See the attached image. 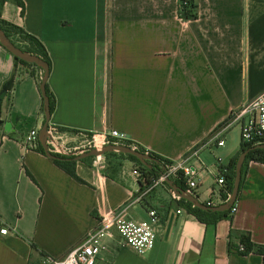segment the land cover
Listing matches in <instances>:
<instances>
[{"label":"crops","instance_id":"crops-1","mask_svg":"<svg viewBox=\"0 0 264 264\" xmlns=\"http://www.w3.org/2000/svg\"><path fill=\"white\" fill-rule=\"evenodd\" d=\"M22 1L24 11L5 0L0 19L47 50L55 99L49 126L57 134L116 130L138 150L176 163L264 94V0H193L191 19L180 15L182 0ZM42 76L20 68L0 45V91L14 77L0 124V218L9 229L0 236V264L63 259L104 211L133 201L141 188L134 174L141 166L125 154L105 155L100 169L93 158L76 162L81 183L25 146L26 134L45 122ZM229 135L192 160L201 202L210 197L218 159L230 175L240 154L242 142ZM174 193L160 186L130 210L136 220L158 212L153 250L140 255L116 235L104 241L98 264H263L261 254L236 247L243 235L264 246V164L246 165L232 218L202 222Z\"/></svg>","mask_w":264,"mask_h":264},{"label":"built area","instance_id":"built-area-1","mask_svg":"<svg viewBox=\"0 0 264 264\" xmlns=\"http://www.w3.org/2000/svg\"><path fill=\"white\" fill-rule=\"evenodd\" d=\"M184 5L185 1H181L180 13ZM236 125L240 127L242 143L251 147L264 144V94L234 110L229 119L218 127L206 142L193 149L181 161L156 163L160 170L158 177L150 178L144 175L141 170H135L134 174L139 177L141 188L133 201L124 204L117 210L104 211L100 216L98 226L87 233L81 244L72 249L63 259L44 256L37 264H98L100 255L107 249L104 241L114 238L116 235L120 246L131 248L140 255L153 250L157 237L155 225L160 222V216L156 210L148 209L149 218L147 220H136L131 216L132 206L135 203H144L154 190L160 186H166L167 178L184 180L185 192L200 200V169L192 164V160L198 157L204 149L222 147L225 144L224 136ZM49 133V141H51L50 136L53 133L57 134V129L50 128ZM24 144L30 149H39V130H30L24 138ZM110 145H123L137 149L124 133L113 130L109 133L91 134L88 147L83 149L81 154L91 150L97 151L99 154L92 157L93 166L100 169L103 165L102 159L106 155L101 152ZM228 176V169L218 159L215 164V182L210 197L203 203L208 206H218L226 202L223 195L228 194ZM174 197L180 199L175 193ZM229 197L230 194H228V199ZM231 209V215H233L237 211V206L234 204ZM177 213L180 214L181 210H178ZM8 233V226L0 218V236H6ZM240 250L244 251L242 245H240Z\"/></svg>","mask_w":264,"mask_h":264},{"label":"water","instance_id":"water-1","mask_svg":"<svg viewBox=\"0 0 264 264\" xmlns=\"http://www.w3.org/2000/svg\"><path fill=\"white\" fill-rule=\"evenodd\" d=\"M0 44L6 48L13 56L16 61H24L28 64L35 65L36 67L40 68L43 72V76L40 81V91L43 97L44 101V117H45V122L43 124V127L39 131V141L40 144L44 150L45 155L52 159V160H57V161H82L83 159L87 158H92L97 156L99 153L95 150H91L85 153H82L78 156L75 157H62L54 153L50 149L49 146V130H50V120H51V105H50V98L47 94V83L48 79L50 76V66L49 64L41 59L38 56L32 55L28 52L23 51L20 47H18L12 40L7 36V34L0 28ZM14 84V77H11L10 80H8L2 87V90L0 91V124L3 123L1 120V114H2V104L5 98H7L12 90ZM256 149H264V144L262 145H257L255 147H252L244 152H242L236 162L235 166V177H234V182H233V189L231 192V195L229 199L218 206H208L205 203L201 202L197 197H194L192 195H188L183 188H181L178 185H175L174 182L167 178L166 182L169 184L172 189L174 190L175 194L178 195L181 199L186 200L187 202L193 204L194 207H197L203 211H210V212H226L229 211L232 206L236 203L239 191H240V186H241V181L243 177V168L245 161L247 159L248 154ZM121 153L125 155H131L135 158H137L145 167L151 169L152 168V163H159L160 160L153 155L147 153V152H142L137 149H133L128 146H123V145H110L107 146L101 154H107V153Z\"/></svg>","mask_w":264,"mask_h":264},{"label":"trees","instance_id":"trees-1","mask_svg":"<svg viewBox=\"0 0 264 264\" xmlns=\"http://www.w3.org/2000/svg\"><path fill=\"white\" fill-rule=\"evenodd\" d=\"M5 0H0V5H3ZM20 7L23 8L24 11V4L22 0H14ZM185 1V5L183 6V10L181 11L180 15L186 19H191V18H196L197 17V5L194 3L193 0H182ZM0 28L7 34V36L9 38H11L12 40V35L14 34H18L22 37V39L28 44V48H23L20 47L23 51L28 52L32 55L38 56L41 59H43L44 61H46L51 69V60L50 57L47 53V50L45 49L44 45L34 36L28 34L24 29H22L21 27H18L14 24L8 23L4 20L0 19ZM13 41V40H12ZM14 42V41H13ZM15 43V42H14ZM1 45V44H0ZM17 65L20 68H25V69H34V70H39L42 71L40 68L36 67L35 65H31L28 64L24 61H16ZM30 75L34 76L35 72L32 70L31 72H29ZM47 94L50 98V105H51V113L54 111L55 108V99L53 94L51 93L50 89H49V85L47 83ZM63 131V130H62ZM252 148L251 146H247L244 143H242V147H241V151L240 154L248 149ZM39 150L44 153V150L41 146V144H39ZM143 152V151H142ZM115 153V152H114ZM112 153H107L106 155H110ZM239 154V155H240ZM59 155V154H57ZM239 155L236 157V159L232 162V166H231V173L228 176V183H227V190H228V194H231L232 189H233V182H234V177H235V166H236V162L237 159L239 157ZM62 156V155H59ZM130 159H132L133 161L137 162L140 166H141V171L143 172L144 175L150 177V178H156L159 176L160 170H159V166L157 164L154 165V167L152 166L151 169L145 167L137 158L131 156V155H127ZM154 157L158 158L160 161H164V162H169L165 159H163L162 157L158 156V155H154ZM62 157H66V156H62ZM257 162V163H262L264 164V149H256L251 151L248 156L247 159L245 161L244 164V168H243V174L245 172V167L249 162ZM54 163L60 167L61 169H63L66 173H68L71 177H73L75 180L84 183L83 180H81L75 171V167H76V162L74 161H57L54 160ZM243 178V177H242ZM179 182V186L181 188L184 187L185 182L184 180H178ZM242 183V181H241ZM241 187V186H240ZM184 189V188H183ZM240 192V191H239ZM228 194H224L223 198L224 201H227L228 199ZM183 202H185L186 206H187V210L189 213L193 214L196 218H198V220L202 221V222H209V221H217L218 219L221 218H232L231 215V211L232 209H230L229 211L226 212H210V211H203L197 207H194L193 204L187 202L186 200H182ZM240 245H242L244 247V251L240 250ZM236 250L242 254L248 255L250 253L256 252L259 253L263 256V264H264V246H257L255 245L252 241L250 236L248 235H243L240 238V243L239 245L236 247Z\"/></svg>","mask_w":264,"mask_h":264},{"label":"rangeland","instance_id":"rangeland-1","mask_svg":"<svg viewBox=\"0 0 264 264\" xmlns=\"http://www.w3.org/2000/svg\"><path fill=\"white\" fill-rule=\"evenodd\" d=\"M12 36V40L18 47H23L26 49L29 47L20 35L14 34ZM227 135H229V140L231 139L234 141L239 139L241 142V130L238 125L231 128L227 132ZM62 136L65 137L61 138ZM50 137V149L54 151V153L66 157H75L80 155L81 151L88 147V143L91 140V135H80L70 131L65 132L63 135L53 133Z\"/></svg>","mask_w":264,"mask_h":264}]
</instances>
